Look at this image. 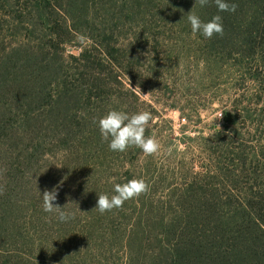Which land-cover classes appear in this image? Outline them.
<instances>
[{
    "label": "rangeland",
    "instance_id": "1",
    "mask_svg": "<svg viewBox=\"0 0 264 264\" xmlns=\"http://www.w3.org/2000/svg\"><path fill=\"white\" fill-rule=\"evenodd\" d=\"M205 1L92 0L86 14L76 0L73 17L52 0V25L27 33L0 0V59L27 43L47 95L80 92L44 114L36 98L0 109V264H149L183 207L260 195L264 67L203 45ZM83 49L86 65L70 58Z\"/></svg>",
    "mask_w": 264,
    "mask_h": 264
},
{
    "label": "trees",
    "instance_id": "2",
    "mask_svg": "<svg viewBox=\"0 0 264 264\" xmlns=\"http://www.w3.org/2000/svg\"><path fill=\"white\" fill-rule=\"evenodd\" d=\"M5 1L12 8L7 15L17 18L14 13L20 12L29 20L28 26L23 25L27 33L36 22L43 29L52 25V0ZM82 1V10L87 14L92 0ZM75 6L76 0H67L65 5L69 7L67 13L73 17L76 16ZM198 15L194 23L195 32L207 49L221 57L239 56L248 60V56H256L264 67V0H206ZM3 50L0 59V109L3 119L7 115L5 111H11L17 105L23 109L28 99H41L39 105L41 114H44L46 109L51 112L60 105L65 93L71 90L76 96L80 93L76 84L70 82L69 86L64 82L55 95H47L45 90L51 88L44 81L37 80L39 71L36 65L39 62L31 56L33 48L22 42ZM70 58L86 65L91 55L83 49L78 56L71 55ZM45 60L40 62L42 66ZM100 79V76L96 77L95 82ZM21 111L26 115L32 113L29 109ZM231 115L226 113L227 121H230ZM260 192L259 196L253 195L252 191L247 192L244 200L238 202L230 213L205 204L183 207V224L164 223L166 232L172 238L162 244L159 255H149V264H264V188ZM151 229V225H147L146 232Z\"/></svg>",
    "mask_w": 264,
    "mask_h": 264
}]
</instances>
